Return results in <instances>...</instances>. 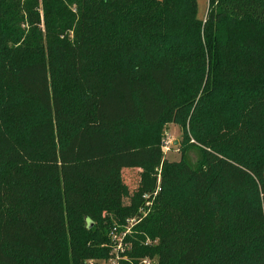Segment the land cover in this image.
<instances>
[{
	"label": "trees",
	"instance_id": "obj_1",
	"mask_svg": "<svg viewBox=\"0 0 264 264\" xmlns=\"http://www.w3.org/2000/svg\"><path fill=\"white\" fill-rule=\"evenodd\" d=\"M197 12L0 0V264H105L111 229L157 181L125 206L123 170L158 167L120 264H264V0ZM171 122L196 167L187 151L167 161L162 140L132 141L131 127Z\"/></svg>",
	"mask_w": 264,
	"mask_h": 264
},
{
	"label": "rangeland",
	"instance_id": "obj_2",
	"mask_svg": "<svg viewBox=\"0 0 264 264\" xmlns=\"http://www.w3.org/2000/svg\"><path fill=\"white\" fill-rule=\"evenodd\" d=\"M197 7V17L199 20L204 21L209 11V0H197ZM42 27L43 26H41V28ZM130 132L132 141L135 144L157 140L161 142L162 140L164 145V142L171 140V151L165 154V158L170 163H179L181 161L182 154L186 151V159L193 167H196L201 159V151L199 149L191 147H188L187 150L184 149L183 129L181 125L177 123H166L163 126L156 128L145 126L131 127ZM161 172V167L155 168L153 171H150L147 168L124 169L122 172V191L125 206L131 205L133 199L137 195L141 193L143 194V191L147 190L150 186L149 178H156V188L158 186L159 175H161ZM146 193L148 192H145L144 194ZM262 208L264 211V194L262 195ZM153 261L156 263L155 260ZM99 262L104 263L103 260H99ZM107 262L105 264H107Z\"/></svg>",
	"mask_w": 264,
	"mask_h": 264
},
{
	"label": "built area",
	"instance_id": "obj_3",
	"mask_svg": "<svg viewBox=\"0 0 264 264\" xmlns=\"http://www.w3.org/2000/svg\"><path fill=\"white\" fill-rule=\"evenodd\" d=\"M171 140L164 142L163 149L165 154L171 151ZM161 191V175H159L158 186L148 193L143 195V204L138 210V213L128 218L124 224L115 225L110 231V258L107 264H120L121 260L127 259L125 254L132 247V244L127 241V238L133 233L136 226H138L152 211L156 198ZM147 245L152 244L150 239L146 242ZM89 264H97L94 261ZM142 264H154V261L145 258L142 260Z\"/></svg>",
	"mask_w": 264,
	"mask_h": 264
}]
</instances>
